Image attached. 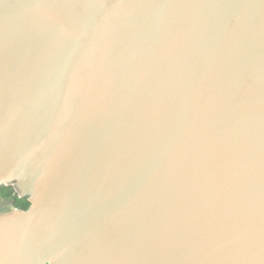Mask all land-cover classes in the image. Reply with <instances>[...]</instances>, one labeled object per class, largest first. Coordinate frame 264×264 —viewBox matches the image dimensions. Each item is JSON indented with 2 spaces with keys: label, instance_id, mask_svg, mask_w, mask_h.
<instances>
[{
  "label": "water",
  "instance_id": "1",
  "mask_svg": "<svg viewBox=\"0 0 264 264\" xmlns=\"http://www.w3.org/2000/svg\"><path fill=\"white\" fill-rule=\"evenodd\" d=\"M0 264H264V0H0Z\"/></svg>",
  "mask_w": 264,
  "mask_h": 264
},
{
  "label": "trees",
  "instance_id": "2",
  "mask_svg": "<svg viewBox=\"0 0 264 264\" xmlns=\"http://www.w3.org/2000/svg\"><path fill=\"white\" fill-rule=\"evenodd\" d=\"M0 194L14 198L15 206L21 210H25L30 206V201L28 200V197L23 196V197L19 198L16 191L12 188L10 189L6 186H1L0 187Z\"/></svg>",
  "mask_w": 264,
  "mask_h": 264
},
{
  "label": "flooded vegetation",
  "instance_id": "3",
  "mask_svg": "<svg viewBox=\"0 0 264 264\" xmlns=\"http://www.w3.org/2000/svg\"><path fill=\"white\" fill-rule=\"evenodd\" d=\"M2 186H6V187H8V188H12V189H14L15 191H16V193L18 194V196H19V198H21V197H23V196H21L20 194H19V190L16 188V186H15V184H13V183H11V184H7V185H2ZM1 187V186H0ZM0 200H10V201H12V202H14V198H12V197H9V196H4V195H2V194H0Z\"/></svg>",
  "mask_w": 264,
  "mask_h": 264
}]
</instances>
